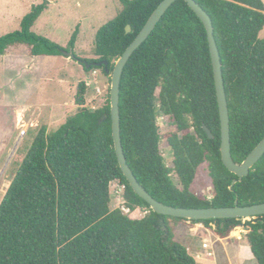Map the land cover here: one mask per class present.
Returning a JSON list of instances; mask_svg holds the SVG:
<instances>
[{
	"label": "trees",
	"instance_id": "obj_1",
	"mask_svg": "<svg viewBox=\"0 0 264 264\" xmlns=\"http://www.w3.org/2000/svg\"><path fill=\"white\" fill-rule=\"evenodd\" d=\"M114 18L96 32L88 62L116 59L162 0H120ZM210 15L221 56L230 115L231 152L240 163L264 136L263 0H195ZM48 3L33 5L20 29L0 36V55L26 45L33 56L72 50L32 31ZM130 25L131 31H126ZM104 66L92 65L91 68ZM87 68V67H86ZM86 83L74 95L76 112L51 131L42 126L0 202V264H197L174 239L169 219L213 223L228 238L241 219L187 220L154 212L124 176L114 149L110 101L90 109ZM120 130L124 154L140 184L157 200L182 207L231 206L264 202V155L242 181L220 156V121L211 56L204 24L184 0H176L147 39L132 53L120 81ZM168 115L163 135L157 125ZM203 126L210 129V138ZM172 150L168 166L160 148ZM207 162L213 195L191 189ZM171 170L177 177L175 183ZM123 186V206L146 213L131 218L111 209V185ZM245 239L257 264H264V215L246 221Z\"/></svg>",
	"mask_w": 264,
	"mask_h": 264
},
{
	"label": "rangeland",
	"instance_id": "obj_2",
	"mask_svg": "<svg viewBox=\"0 0 264 264\" xmlns=\"http://www.w3.org/2000/svg\"><path fill=\"white\" fill-rule=\"evenodd\" d=\"M43 1L48 3L47 8L35 21L32 31L67 48L77 29L72 51L79 59L86 61L97 57L94 54L96 32L114 18L122 7L120 0H0V36L20 29L23 16L33 5ZM259 37L264 38V28ZM91 66L86 68L76 59L65 55L33 56L28 46L23 44L12 46L4 55H0V202L40 127L51 131L76 112L74 95L80 81H85L87 86L85 105L88 108H99L110 100L111 73H104L101 67ZM171 122L168 115L160 114L157 117L161 135L173 128ZM160 148L166 164L170 166L172 150L163 138ZM171 171L178 184L174 170ZM110 189V208H124V213L135 218V213L128 212L123 206V186L115 181ZM190 189L198 196L212 197L207 162L198 168ZM246 221L248 219H242L238 227L247 230ZM194 224L169 219L174 239L184 243L191 238V248L197 244L195 234L189 231V227ZM199 227L200 230L206 228L214 231L210 224L203 223ZM212 236L210 234L209 238L214 239L209 240L213 242L210 249L214 252V260L210 264H257L245 234H242L241 240L230 236L217 241V235ZM198 238H201L199 234ZM202 262L198 260V264L208 263L205 260Z\"/></svg>",
	"mask_w": 264,
	"mask_h": 264
},
{
	"label": "water",
	"instance_id": "obj_3",
	"mask_svg": "<svg viewBox=\"0 0 264 264\" xmlns=\"http://www.w3.org/2000/svg\"><path fill=\"white\" fill-rule=\"evenodd\" d=\"M176 0H162L152 11L145 24L138 32L133 41L126 47L124 52L116 59L113 69L108 68L109 62L107 60H100L97 62H88L79 59L72 50L63 51V55L69 58L76 59L78 62L84 64L87 68L91 65L104 66L106 73H111V88H110V118L111 129L114 143V149L117 156L119 166L129 182L133 191L145 200L150 208L159 214L168 215L172 217L184 218L187 220H211L222 218H237L248 219L254 218L258 215H264V202L253 203L249 205H239L237 200L231 206H209V207H182L165 204L154 198L138 181L132 169L127 163L120 130V81L124 66L129 60L132 53L147 39L149 34L153 31L163 14ZM190 8L200 18L207 33V41L209 52L211 56V64L213 69V78L215 85V93L219 112L220 121V156L224 166L233 172L237 178L232 180L231 186L237 181H242L250 172L253 165L264 155V136L257 143V145L248 153V155L240 162L233 159L231 152V133H230V115L228 108V100L225 91L221 56L214 35V26L210 15L197 3L195 0H184ZM126 31L130 32V25L126 26ZM210 138L213 134L210 129L203 126Z\"/></svg>",
	"mask_w": 264,
	"mask_h": 264
},
{
	"label": "crops",
	"instance_id": "obj_4",
	"mask_svg": "<svg viewBox=\"0 0 264 264\" xmlns=\"http://www.w3.org/2000/svg\"><path fill=\"white\" fill-rule=\"evenodd\" d=\"M133 212L136 215L135 218H140V217H142L145 214V210H141L140 208L139 209L136 208L135 210H133ZM186 222L189 223V224L191 223L190 221H186ZM199 226H203V224L195 223L194 225H191L189 227L190 233L192 232V234H195V237L194 238L196 239L197 244L193 245V248H191L192 247V244H193L192 241H191V238L187 239V241L185 240V242L182 243V244H184L187 247V249L190 252V254L193 255L196 258L197 264H198V260H200L201 262H202V260H205L206 262H208L206 264H210L214 260V252L210 248H208L207 250L210 251V252H212V255H208L206 253L207 250H205V249L202 248L201 243H202V241H208V244H209V247H210V245L213 244V242H210L209 239H212V238H209V235L212 234L213 235L212 237H214L215 232L212 231V230L206 229V228L204 230H200L199 229L200 228ZM246 232H247L246 229H242L240 227H236L231 232V235L230 236L231 237H236L238 240H241L242 234H245ZM237 233H238V235H236ZM198 234L201 236V238H198ZM230 236L228 238H230ZM228 238H226V239H228ZM215 239L217 241H221V240H223L225 238H220L219 236H217V237H215ZM237 239L235 241H237ZM207 256H209L210 258L207 257Z\"/></svg>",
	"mask_w": 264,
	"mask_h": 264
},
{
	"label": "built area",
	"instance_id": "obj_5",
	"mask_svg": "<svg viewBox=\"0 0 264 264\" xmlns=\"http://www.w3.org/2000/svg\"><path fill=\"white\" fill-rule=\"evenodd\" d=\"M123 209H124V208H123ZM125 210H127V211L129 212V209H128V208L125 209ZM145 213H146V211H145ZM197 223L203 224V223H201V222H197ZM210 225H212V226H213V229H214L215 226L213 225V223H210ZM201 246H202V248L205 249V250H207L208 248H210V247H209V244H208V241H202ZM206 253H207L208 255H212V252H210V251H208V250H207Z\"/></svg>",
	"mask_w": 264,
	"mask_h": 264
}]
</instances>
